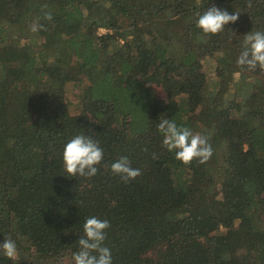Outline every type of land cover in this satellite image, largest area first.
I'll return each mask as SVG.
<instances>
[{"label":"trees","instance_id":"16d2710c","mask_svg":"<svg viewBox=\"0 0 264 264\" xmlns=\"http://www.w3.org/2000/svg\"><path fill=\"white\" fill-rule=\"evenodd\" d=\"M248 5L0 0V243L18 250L0 264H74L91 216L110 222L113 264H264V71L237 65L264 0ZM213 6L239 20L206 36ZM165 118L208 136L211 158L177 160ZM80 134L104 152L91 178L63 166ZM121 156L135 180L111 171Z\"/></svg>","mask_w":264,"mask_h":264},{"label":"clouds","instance_id":"9594fccd","mask_svg":"<svg viewBox=\"0 0 264 264\" xmlns=\"http://www.w3.org/2000/svg\"><path fill=\"white\" fill-rule=\"evenodd\" d=\"M248 6H252L251 0ZM239 15V12L230 14L227 10L213 6L203 14H198L196 27L206 36L217 35L230 23H236ZM44 18L51 20V13L46 12ZM40 27L42 26L37 21L30 26V30L36 32ZM237 65L247 67L250 71L257 68L264 71V32H250L244 36L243 51L237 59ZM157 130L163 136V146L169 152H175V158L184 164H190L193 160L205 163L213 154L208 136L194 133L188 127L178 126L173 119L160 120ZM103 158L104 152L99 142L84 134L72 138L63 149L64 169L73 177H94L99 171L97 165ZM111 171L125 183L135 180L142 174L140 169L130 166L127 156H121L112 163ZM109 228L110 222L107 220H101L96 216L86 219L83 224V235L78 241L79 251L72 257L74 264H113L111 251L104 246L106 230ZM0 253L10 260H15L18 254L15 241L6 237L4 242L0 243Z\"/></svg>","mask_w":264,"mask_h":264},{"label":"rangeland","instance_id":"374dc122","mask_svg":"<svg viewBox=\"0 0 264 264\" xmlns=\"http://www.w3.org/2000/svg\"><path fill=\"white\" fill-rule=\"evenodd\" d=\"M100 32H106L105 29H101ZM206 71L208 72L209 76L212 77L213 75V72H214V67H215V64L213 61H206ZM78 112L74 111V114H77Z\"/></svg>","mask_w":264,"mask_h":264}]
</instances>
